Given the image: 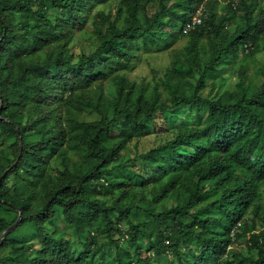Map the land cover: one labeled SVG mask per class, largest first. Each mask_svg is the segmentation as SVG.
<instances>
[{
    "label": "trees",
    "instance_id": "16d2710c",
    "mask_svg": "<svg viewBox=\"0 0 264 264\" xmlns=\"http://www.w3.org/2000/svg\"><path fill=\"white\" fill-rule=\"evenodd\" d=\"M224 1L218 15L219 0H118L115 17L94 16L95 48L77 57L71 45L94 0H0V264H107L99 234L116 245L117 264H264V227L251 224L264 196V65L261 83L245 86L247 59L264 42V5ZM202 6L204 22L187 32L189 55L173 61L167 92L117 73L150 41L168 46L184 34ZM235 63L237 88L220 92ZM109 79V93H97ZM168 113H183L173 136L126 157ZM60 212L86 236L82 249L49 228ZM246 234L256 255L234 248Z\"/></svg>",
    "mask_w": 264,
    "mask_h": 264
},
{
    "label": "rangeland",
    "instance_id": "374dc122",
    "mask_svg": "<svg viewBox=\"0 0 264 264\" xmlns=\"http://www.w3.org/2000/svg\"><path fill=\"white\" fill-rule=\"evenodd\" d=\"M264 5V0H261ZM118 6V0H94L92 4L91 15L89 18H86L84 26L81 30L77 31V36H75L74 42L71 45V51L78 57L81 53H88L92 49H94V38L91 36V31L94 28V16H97L100 10H103L107 13H110L112 17L116 16V9ZM157 10V4L151 3L148 5V11L150 14L154 13ZM215 10L218 15H222L225 12V1L219 0V2L215 5ZM55 11V10H52ZM56 12V11H55ZM53 15V12H51ZM159 28V27H158ZM171 30L170 26H165L161 34H168ZM191 36L184 31V34H177L176 36L171 38V44L168 46L159 47L158 44L154 41H150L149 45L146 48L142 49V55H138L134 58V64L132 67H129L125 70H119L117 73L120 75H126L130 81L135 82L139 89L149 88L152 93H155V88L159 87V89L163 92H167L165 81L167 79V72L171 68L173 61L177 58L186 59L188 57L187 46L190 42ZM199 57L200 60H205L208 57V47L206 43V38L201 39V43L199 46ZM248 71L245 76V86H251L252 89H255L262 81L263 75L261 73V67L264 65V42L261 45L260 50L256 55H253L247 59ZM240 81L239 75V63L232 64L228 66V69L222 72L221 76L218 79V83H220V92H223L226 88L235 89L238 86V82ZM103 88L96 87L95 90L97 93L102 92L103 89L107 88V93L111 89V85L114 84L112 79L105 81ZM211 90V85L206 88V93ZM168 116H160L156 120V127L158 131L151 135L136 138L131 143V148L126 157H135L140 153L151 149L152 147L163 143L170 139L174 132V128L176 125L174 121H177V124H180V120L183 117V113L176 115L173 120L170 118L173 115ZM95 114H88L86 118H96ZM165 119H168L165 120ZM0 143H7V139L0 138ZM62 164L59 161L53 162L52 169L53 172H57V169L60 168ZM264 187V183L262 184ZM152 188V185H151ZM264 190V188H263ZM264 192V191H263ZM149 193V191H147ZM264 195V193H263ZM133 202L131 197L125 199V204L128 205ZM176 202L175 198L172 197L165 202V205L171 206ZM262 208L260 210V214L258 216H254L251 218V224L256 223L257 230H261L264 227L263 217H264V196L261 201ZM160 210L163 207V203L154 204ZM60 217L58 220L53 222L49 228H59L61 231L69 234L74 242V245L83 248V241H86V236L78 234L74 227L68 225V223L62 217V213H59ZM115 220H119L117 215L114 216ZM122 228L124 232L127 234V230L129 225L126 222H123ZM95 231V230H93ZM94 233V232H93ZM116 237H121V235H117ZM125 237V235H122ZM250 237V234H246L241 240H239L235 245V250L246 254V255H256V251H251L247 246V239ZM98 242L100 250L97 251V257L104 256L107 264H117L115 257L113 256L116 252V245L108 238L105 234L98 235ZM127 243V239L124 240ZM147 252H144L146 255ZM112 256V257H111ZM169 256L166 257L164 261L168 259ZM95 264V263H91ZM165 264V263H160ZM170 264V263H168ZM211 264V263H210Z\"/></svg>",
    "mask_w": 264,
    "mask_h": 264
},
{
    "label": "built area",
    "instance_id": "2783aa9c",
    "mask_svg": "<svg viewBox=\"0 0 264 264\" xmlns=\"http://www.w3.org/2000/svg\"><path fill=\"white\" fill-rule=\"evenodd\" d=\"M205 16H206L205 7L202 6V7L198 8L195 15L191 19V21H189L187 23V26L185 27V31L188 32L192 28H195L198 25L203 24Z\"/></svg>",
    "mask_w": 264,
    "mask_h": 264
},
{
    "label": "water",
    "instance_id": "95a60500",
    "mask_svg": "<svg viewBox=\"0 0 264 264\" xmlns=\"http://www.w3.org/2000/svg\"><path fill=\"white\" fill-rule=\"evenodd\" d=\"M13 227H14V226L10 227V228L5 232L4 236H6V235L12 230Z\"/></svg>",
    "mask_w": 264,
    "mask_h": 264
}]
</instances>
